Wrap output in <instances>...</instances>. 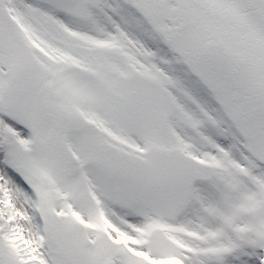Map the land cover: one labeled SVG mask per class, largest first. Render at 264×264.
Segmentation results:
<instances>
[{
  "label": "snow or ice",
  "instance_id": "obj_1",
  "mask_svg": "<svg viewBox=\"0 0 264 264\" xmlns=\"http://www.w3.org/2000/svg\"><path fill=\"white\" fill-rule=\"evenodd\" d=\"M0 264H264V0H0Z\"/></svg>",
  "mask_w": 264,
  "mask_h": 264
}]
</instances>
